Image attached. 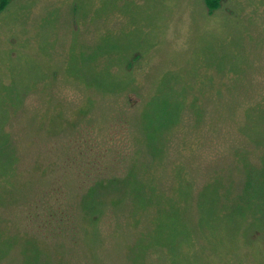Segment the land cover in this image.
<instances>
[{
	"label": "rangeland",
	"instance_id": "374dc122",
	"mask_svg": "<svg viewBox=\"0 0 264 264\" xmlns=\"http://www.w3.org/2000/svg\"><path fill=\"white\" fill-rule=\"evenodd\" d=\"M0 264H264V0H0Z\"/></svg>",
	"mask_w": 264,
	"mask_h": 264
}]
</instances>
